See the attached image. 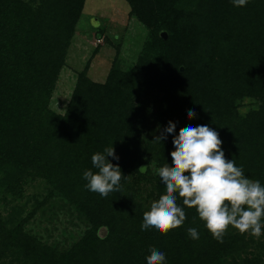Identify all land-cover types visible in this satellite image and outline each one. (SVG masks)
I'll use <instances>...</instances> for the list:
<instances>
[{"label":"trees","instance_id":"1","mask_svg":"<svg viewBox=\"0 0 264 264\" xmlns=\"http://www.w3.org/2000/svg\"><path fill=\"white\" fill-rule=\"evenodd\" d=\"M122 1L148 33L136 65L115 61L105 83L80 72L61 114L52 96L86 0H0V206L13 209L0 207V264H147L152 248L165 264H261L252 237L230 226L217 242L179 197L181 227L161 235L141 224L166 194L157 170L172 164L173 136L188 125L215 130L225 158L264 186V0ZM169 121L175 132L153 143ZM111 146L124 177L104 198L83 173L95 174L92 155ZM37 180L85 226L76 242L50 245L26 231L35 212L22 216L20 201Z\"/></svg>","mask_w":264,"mask_h":264},{"label":"clouds","instance_id":"2","mask_svg":"<svg viewBox=\"0 0 264 264\" xmlns=\"http://www.w3.org/2000/svg\"><path fill=\"white\" fill-rule=\"evenodd\" d=\"M248 2L232 0L235 7H244ZM187 115L193 119L196 114L189 110ZM175 130L176 125L169 121L152 142L161 144ZM172 143V164L167 163L157 170L166 194L161 195L151 204L150 211L143 214L141 230L154 229L166 235L181 227L186 213L177 204L179 197L183 206L196 210L199 220L204 222L217 242L223 243L230 226L240 234L248 233L259 238L264 227V186L247 178L243 168L237 167L234 160L225 158L219 134L207 125H188L180 129L178 136H173ZM108 157L119 159L112 146L105 148L103 153L92 155V165L98 170L95 174L91 170L83 173V179L87 181L85 188L104 198L110 192L120 190V181L124 177L120 167L109 162ZM147 169L148 166H141L137 172L146 173ZM187 234L193 240L199 239L196 228H188ZM149 251L147 264H165L163 252L155 248Z\"/></svg>","mask_w":264,"mask_h":264},{"label":"rangeland","instance_id":"3","mask_svg":"<svg viewBox=\"0 0 264 264\" xmlns=\"http://www.w3.org/2000/svg\"><path fill=\"white\" fill-rule=\"evenodd\" d=\"M130 11L128 3L122 0H86L66 65L52 96V110L61 114L66 111L78 74L85 69L93 81L105 83L115 61L122 67L136 65L148 33L130 15ZM242 105V114L252 107L248 99ZM58 200L60 199L51 194V188L45 182L37 180L26 187L25 195L20 201L23 204L21 215L26 217L34 211L25 226L26 231L50 245L59 244L64 247L76 242L85 226ZM0 207L5 215L13 212V209L10 210L11 206L8 209ZM246 236L252 237L248 233ZM252 238L254 244L251 251L260 256L261 264H264V257L258 247V243L264 239L262 235Z\"/></svg>","mask_w":264,"mask_h":264},{"label":"water","instance_id":"4","mask_svg":"<svg viewBox=\"0 0 264 264\" xmlns=\"http://www.w3.org/2000/svg\"><path fill=\"white\" fill-rule=\"evenodd\" d=\"M161 36L163 37V39H167V33L166 32H163L162 34H161ZM145 166V165H144ZM146 167V166H145Z\"/></svg>","mask_w":264,"mask_h":264}]
</instances>
